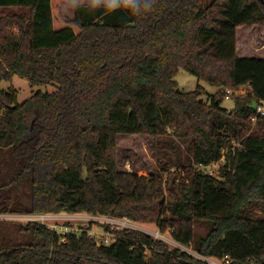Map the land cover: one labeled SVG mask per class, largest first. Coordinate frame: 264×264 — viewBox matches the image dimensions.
Returning a JSON list of instances; mask_svg holds the SVG:
<instances>
[{
	"label": "trees",
	"instance_id": "trees-1",
	"mask_svg": "<svg viewBox=\"0 0 264 264\" xmlns=\"http://www.w3.org/2000/svg\"><path fill=\"white\" fill-rule=\"evenodd\" d=\"M99 1L60 21L52 5L68 0H0V215L126 217L200 258L264 264V58L237 50L239 27H264V0ZM180 70L222 91L209 103L202 86L181 93ZM14 76L55 91L19 104L2 89ZM120 136L149 140L155 175L121 166ZM198 257L135 230L98 248L0 221V264H207Z\"/></svg>",
	"mask_w": 264,
	"mask_h": 264
},
{
	"label": "rangeland",
	"instance_id": "rangeland-1",
	"mask_svg": "<svg viewBox=\"0 0 264 264\" xmlns=\"http://www.w3.org/2000/svg\"><path fill=\"white\" fill-rule=\"evenodd\" d=\"M205 1L208 0H204ZM81 4H106L105 1L99 0H68L64 4L53 3V13L54 17L60 21H65L72 19L74 15V9L76 6ZM237 50L240 57H249V58H264V27H239L237 29ZM176 82L179 87V91L184 94L194 92L198 86H202L207 94L201 99L205 103H209V99L216 95L218 92H221L222 89L211 87L204 82H200L196 77L188 74L184 70H180L179 74L176 77ZM2 89L9 91H16L18 93V103L22 104L33 94L41 91L43 93L51 94L55 91L53 85L48 86H36L32 87L28 80L14 76L10 82L2 83ZM221 108L227 109L229 111L233 110L234 102L233 100H225L221 104ZM119 145V158L121 166H123L127 161L131 165V169L134 173H137L139 176H148L155 175L157 172V165L151 153V147L149 140L141 136H120L118 138ZM126 159V161H124ZM122 168V167H121ZM124 168V167H123ZM122 168V169H123ZM162 182H166V176H161ZM23 199V198H22ZM27 199H23L24 203L28 204ZM99 220L100 218H95ZM0 221H12L19 222L23 225L30 223H36V216L31 215H5L0 216ZM130 221V220H129ZM84 223L89 226V223ZM131 222V221H130ZM60 225H68V222L58 221L56 222ZM75 223V222H74ZM137 229L136 231L145 233L154 239L163 241L169 249L172 251L175 248H179L194 257H198L197 254L190 248H185L176 244L170 237L169 232L161 234L159 228L155 224H141L134 223ZM95 228V227H94ZM195 236L196 238L203 237L207 233V224L204 222H198L194 224ZM200 258V257H198ZM203 261L208 262L204 258H200ZM209 264V263H207Z\"/></svg>",
	"mask_w": 264,
	"mask_h": 264
},
{
	"label": "built area",
	"instance_id": "built-area-1",
	"mask_svg": "<svg viewBox=\"0 0 264 264\" xmlns=\"http://www.w3.org/2000/svg\"><path fill=\"white\" fill-rule=\"evenodd\" d=\"M250 89L249 85L243 86L237 90H224L225 100H231L232 95L245 96L247 91ZM264 118V101H260L256 105V117L253 119L255 123L258 118ZM240 145H234L232 152L235 151ZM227 151H223L222 158L219 162L211 164L206 167H201V170L210 177H218L221 167L226 162ZM126 171H131L129 163L125 165ZM5 216V215H0ZM95 218H100L99 220ZM68 222V225H60L56 222L63 221ZM93 222L85 225L84 223ZM75 222V223H74ZM36 223L47 227L50 231L60 237L61 243L66 242L69 236H74L79 239L83 235L87 236L89 240L93 241L98 248L109 247L114 244L119 236L120 232L124 230H135L137 227L132 224L126 217L122 219L90 216V215H36ZM95 227V228H94ZM205 259V258H204ZM209 264H231L228 258L222 261L213 259H205ZM206 262V261H205ZM247 264H254L248 262Z\"/></svg>",
	"mask_w": 264,
	"mask_h": 264
}]
</instances>
